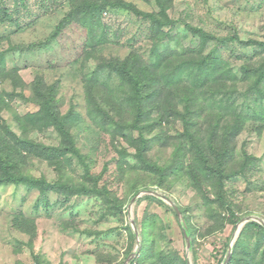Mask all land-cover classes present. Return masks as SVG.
Listing matches in <instances>:
<instances>
[{
    "label": "rangeland",
    "instance_id": "obj_1",
    "mask_svg": "<svg viewBox=\"0 0 264 264\" xmlns=\"http://www.w3.org/2000/svg\"><path fill=\"white\" fill-rule=\"evenodd\" d=\"M123 1L143 15L96 14L83 0L0 4L14 20L0 14V143L9 127L33 142L43 157L23 148L20 172L10 173L58 186L0 184V264H137L146 240L154 254L138 264H225L234 251L235 264H264V235L246 228L264 227V0ZM153 21L167 33L152 34ZM155 43L170 52L165 69ZM128 62L144 86L113 72ZM168 74L172 83L160 78ZM86 82L110 97L103 124L89 115ZM38 87L56 90L61 116L73 114L77 154L43 122L24 135L30 125L18 120L39 112ZM223 149L230 163L218 167ZM197 150H216L207 180Z\"/></svg>",
    "mask_w": 264,
    "mask_h": 264
},
{
    "label": "trees",
    "instance_id": "obj_2",
    "mask_svg": "<svg viewBox=\"0 0 264 264\" xmlns=\"http://www.w3.org/2000/svg\"><path fill=\"white\" fill-rule=\"evenodd\" d=\"M3 0H0V4ZM84 2V8L80 7L81 10H90L94 13H99L100 11H104L107 8H110L112 10H126V11H131L135 14L138 15H143V13L138 10V8L132 4V3H128V2H124L123 0H83ZM24 0H16V4H23ZM54 3V2H53ZM165 9V7H164ZM163 9V10H164ZM10 9L8 8H0V14H1V21H6V22H14V20L12 19L11 14H9ZM9 14V16H8ZM151 20V19H150ZM154 25H156L155 27H153L151 29L152 34L156 32L157 27L160 28V30L157 33H167L164 30H162L163 28H161V26L164 25H159L158 23H156L155 21ZM203 34V33H202ZM205 37V35H202V38ZM262 47H264V44H260ZM154 63L155 66L158 68L160 67L161 69H165V62L167 60V57L169 55V50L167 48H165L166 50L163 52L159 53V45L158 43L154 45ZM165 59H164V58ZM1 58L2 60V64L0 65V74H5V66H3V63L6 62V58L5 55H2ZM163 58V59H162ZM164 60V63L161 64L160 61ZM203 62L201 63V65L199 64V68H198V75L199 73L202 74L203 73V66L207 65L206 62H208V58L206 57L205 59L202 60ZM135 68L136 66L130 62L128 63H119V64H115V66L112 67L113 72H116L118 74H122L123 75V81H128L131 82L132 85L136 88H138L139 86H144V83L141 82L138 78L133 79L134 76L133 74L135 73ZM160 78H162L163 80L169 81L172 83V81L174 79L170 78V74L166 75V76H160ZM142 81H144L142 79ZM87 84L84 85L85 87V99L86 102L88 103V108H89V115L91 118L93 119H100L101 124L104 123L106 117H108V109H109V103L108 100H110L109 95L108 96H102L101 97V91H97L94 89V85L96 84H92L90 82H86ZM157 81H152L151 83H149V86L147 85L145 88H148L150 90L154 89V86L156 85ZM39 84V83H38ZM1 90V88H0ZM138 89H135V92ZM35 92V101L38 102V105L40 107V110L38 113H28L26 114L24 117L20 118L19 121V125L21 129H25V127L28 125H30V127L27 130L26 133H24V135L29 134L31 131H33L34 129H36V127H38V125H42V122L47 125V126H53L59 133L60 135L63 137V146L65 148H68L67 151H70V153L74 152V153H78L76 148L74 147V142H73V134L70 133V127L72 124V115L69 116L67 114V116H61L60 112L58 113L57 110L59 109L57 107V105L55 106L53 103L55 101V97H56V90L54 91V89H48L47 91L44 90L42 87H38L34 90ZM9 95V94H8ZM2 94L0 95V112L2 110V104L3 101L1 99ZM13 97V96H12ZM100 100V101H99ZM100 102H102V104H100ZM136 105H138V107L140 109H142L140 112H136V115L139 117L140 114L143 112L144 107H143V103L142 101H139ZM153 126V125H152ZM151 126V127H152ZM124 126L120 125V129L124 130ZM234 131H238L235 128H233L231 130L232 133H234ZM4 135L7 136V138H4ZM4 135L3 138L5 139V142L2 140V142L0 143V171L2 173H0L1 175H5L4 180H2L0 178V184H12V183H17V184H25V185H30L31 187L34 188H41L44 192H49L50 190L54 189L55 186L53 184H47L44 181H42V179H32V180H27V178L23 177V176H15L13 174H11L10 172H12V170H16V172H20V158H25L23 156V148L26 149L28 152L34 153V155L36 157L42 158L43 157V152L42 151H38L35 149V144L33 142H30L28 140H26V138H24V136H20L17 135L15 131L12 130L11 127L8 128V130L4 131ZM193 135V134H192ZM191 135V136H192ZM1 140V139H0ZM8 140H11V144L10 142H8ZM211 141L210 146L213 147V141ZM12 142H14V145H12ZM31 147V148H30ZM37 148V146H36ZM216 150H212V153H214ZM222 154H221V165H217L218 167H227L230 163V159L229 157H227V155L231 156V154H229V151L227 152L226 150H221ZM60 152V150H59ZM56 153V159L59 156H62L64 153ZM211 153V154H212ZM211 154H207L205 151L203 150H197L196 153V160H197V164L200 166V172H202L203 176L207 178L210 176V174H206L205 170H209L212 171L213 167L210 163V159L207 155H211ZM214 157V154L211 155V159ZM48 159V158H47ZM181 161H179V165ZM14 169H13V168ZM214 170V169H213ZM160 171V168H159ZM245 171V170H243ZM14 172V171H13ZM161 172V171H160ZM159 172V173H160ZM161 176H166V174H164V172H161ZM4 181V182H2ZM221 182V180L219 181ZM217 182V184H215V187L217 186H222L223 185L221 183ZM217 190V189H216ZM84 192V191H82ZM87 193V192H84ZM88 193H91V191H89ZM140 192H135V196H137ZM219 202L225 203V198L223 195L219 196ZM123 205L121 204L118 206V209L122 212L123 210ZM230 214L232 215L233 219L231 220L232 222L235 221L236 219V215L232 210H229ZM187 224V233L191 232V224L190 221H186ZM247 227H253L256 230H259L261 234L264 235V227H262L260 224L255 223V222H251L248 223ZM133 236L135 237V233H133ZM243 237V234L240 236L239 240H238V244L237 246L241 243V238ZM154 250H155V244L154 242H150L149 240L144 241L142 248L140 250V252L138 253V258H137V264L142 262L143 259H146L147 257H150L154 254ZM240 253H237L236 251H234V253H232V256L230 258V261L228 264H235L237 262H241V258H240ZM154 262V261H153ZM181 264H188V260L186 259H181L180 260ZM133 264V263H130Z\"/></svg>",
    "mask_w": 264,
    "mask_h": 264
},
{
    "label": "water",
    "instance_id": "obj_3",
    "mask_svg": "<svg viewBox=\"0 0 264 264\" xmlns=\"http://www.w3.org/2000/svg\"><path fill=\"white\" fill-rule=\"evenodd\" d=\"M151 193H153V194L156 195V196H162L161 194H159V193H157V192H151ZM171 204H172V206H174L175 210L178 211V216H180V217L182 218L181 213H180V211L178 210L177 206L174 205L173 203H171ZM183 222H184V225H185L186 238H187V240H188V248L190 249V237H189L188 234H187V224H186V221H183ZM136 233H137V232H136ZM229 260H230V256H229V258H228V260H227V262H226L225 264H228Z\"/></svg>",
    "mask_w": 264,
    "mask_h": 264
},
{
    "label": "clouds",
    "instance_id": "obj_4",
    "mask_svg": "<svg viewBox=\"0 0 264 264\" xmlns=\"http://www.w3.org/2000/svg\"><path fill=\"white\" fill-rule=\"evenodd\" d=\"M228 258H229V255H228ZM230 258H231V256H230ZM227 260H228V259H227ZM229 261H230V260H229ZM226 262H227V261H226ZM226 262H225V263H226ZM228 263H229V262H228Z\"/></svg>",
    "mask_w": 264,
    "mask_h": 264
}]
</instances>
